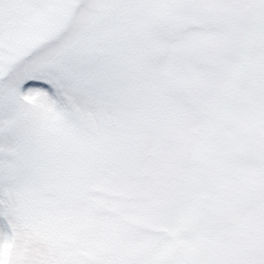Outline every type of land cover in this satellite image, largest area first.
<instances>
[{
	"label": "snow or ice",
	"instance_id": "obj_1",
	"mask_svg": "<svg viewBox=\"0 0 264 264\" xmlns=\"http://www.w3.org/2000/svg\"><path fill=\"white\" fill-rule=\"evenodd\" d=\"M0 264H264V0H0Z\"/></svg>",
	"mask_w": 264,
	"mask_h": 264
}]
</instances>
